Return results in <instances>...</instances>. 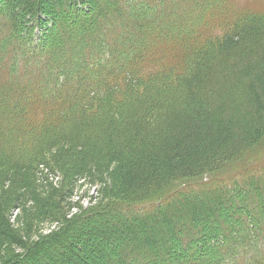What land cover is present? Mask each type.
I'll list each match as a JSON object with an SVG mask.
<instances>
[{
    "label": "trees",
    "instance_id": "16d2710c",
    "mask_svg": "<svg viewBox=\"0 0 264 264\" xmlns=\"http://www.w3.org/2000/svg\"><path fill=\"white\" fill-rule=\"evenodd\" d=\"M228 5L0 0V264H264V168L192 183L264 141V15ZM81 180L111 203L32 239Z\"/></svg>",
    "mask_w": 264,
    "mask_h": 264
},
{
    "label": "rangeland",
    "instance_id": "374dc122",
    "mask_svg": "<svg viewBox=\"0 0 264 264\" xmlns=\"http://www.w3.org/2000/svg\"><path fill=\"white\" fill-rule=\"evenodd\" d=\"M198 2H199V0H198ZM230 2L232 4V5H228L230 8L229 9L230 14L235 12V13H240V14H242V13H255V14L264 15V0H230ZM176 4L170 5V9L165 11V13L167 14L168 17H173L177 13ZM191 7H192V5L190 3L189 8H191ZM166 20L167 19L165 18V21ZM180 21L182 22L183 20L180 18ZM182 24L186 25L187 23L182 22ZM35 36H39L38 31L35 32ZM212 159H214V158H212ZM212 159H211V161H213ZM224 163H225V165H224ZM224 163L220 164V168L218 170H214V171L212 170V172L210 174L195 177V179L192 180L193 181L192 183L195 184V183H197V181L204 180L206 178L216 179L218 177L221 178L223 176L221 182H223V184L229 185L235 179H241V175L246 169H247L246 172H248V174H251V172H249L251 170L258 169L259 167L264 168V141H262L258 145V147L253 148L251 150L249 149L248 153L245 154L241 159L232 160V161L224 162ZM237 170L241 171V174L239 176H237V174H238ZM42 174H44L45 176L48 175L49 176L48 178L50 179V181L57 182L56 184H58L61 180V177L57 172H55V173L52 172V174H50V173L48 174L47 171H44V172H42ZM186 180L187 179L185 178V180L182 179L179 181H175V182L171 183L167 189L172 190V189H175L179 186L182 187L183 184L186 182ZM5 182H6L5 183L6 187L9 186L7 181H5ZM105 182H106L105 183L106 187H107V184L109 185L111 183L110 179H107V181H105ZM105 185L96 186V185H94L88 181H84V180H81V181L74 183V185L72 186L73 190H71V192H70L71 195L66 200V203L69 205L66 208V214L62 215L63 220L61 218L60 221L55 219V222L54 221L53 222L44 221L43 224H39L37 227V230H36V235L32 236V239L41 240L46 235L52 234L53 231L57 232L60 229H62L64 226L66 227L67 226V222H66L67 219H65V218H69L73 214L85 213L87 211H90L93 208H98L100 206H106L107 203H111L110 202L111 200L105 199L101 193L102 189L105 187ZM206 188H212V186L209 184L208 186H206ZM44 191L47 192L45 186L41 190V192H44ZM147 191H149V190L145 189L142 192L146 193ZM4 193L9 194L10 193L9 188L7 189L4 187H1L0 195H2ZM19 194H20V192L16 195L17 198H20ZM160 197L161 196H159L158 198H155V199H159ZM13 203H15V204L11 205ZM13 203H10L9 208L6 209V211L9 215L11 222L14 223L15 227L16 228L20 227L18 229H21V225H20L21 218L24 214L25 209L26 210L31 209V203L27 204V207H26V203H27L26 202L24 205L25 208L19 207V205H20L19 203H16V202H13ZM150 205H148L149 207L145 208V209H150L155 204L150 203ZM177 210H179V208H177ZM213 219H214L213 217H205L204 218V220L208 223L209 227L212 226ZM91 221H92V224L94 225V223H93L94 220H91ZM210 230H212V229H210ZM85 231H87V233L92 235L93 228L90 227L89 230L86 229ZM154 232L152 231V233H154ZM54 237H56V235H54ZM70 237H71V234L67 235V237L65 238L66 239L65 242H69L68 239ZM76 237L77 238H74V239L79 240V241H82V238H84L82 236H76ZM72 238H73V235H72ZM105 241L110 242V240H108V239ZM30 242H32V241H30ZM88 244H89V242H88ZM94 250L92 252L96 253V251H94ZM18 251H20V249Z\"/></svg>",
    "mask_w": 264,
    "mask_h": 264
},
{
    "label": "bare ground",
    "instance_id": "6f19581e",
    "mask_svg": "<svg viewBox=\"0 0 264 264\" xmlns=\"http://www.w3.org/2000/svg\"><path fill=\"white\" fill-rule=\"evenodd\" d=\"M15 197V196H14ZM84 211V210H83ZM31 213V212H30ZM34 215V214H33ZM26 216V215H25ZM30 217V216H29ZM227 259V258H226Z\"/></svg>",
    "mask_w": 264,
    "mask_h": 264
}]
</instances>
